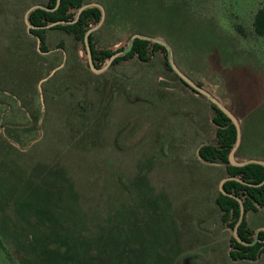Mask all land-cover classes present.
Here are the masks:
<instances>
[{"label": "rangeland", "instance_id": "obj_1", "mask_svg": "<svg viewBox=\"0 0 264 264\" xmlns=\"http://www.w3.org/2000/svg\"><path fill=\"white\" fill-rule=\"evenodd\" d=\"M5 1L0 264H136L135 254L141 264H264V257L249 263L226 253L214 205L223 168L202 165L195 152L216 142V110L201 94L187 107L195 92L167 69L168 52L150 49L149 61L134 57L95 73L85 44L61 29L48 28L46 45L63 48L40 52L27 35V7ZM99 1L109 12L95 31L98 50L126 48L135 33L161 37L185 74L240 122L250 116L264 129V35L254 27L264 0ZM25 39L40 54L35 85ZM30 84L36 100L25 104ZM189 117L197 118L192 125ZM198 128L202 137L194 139ZM98 216L110 228L101 247L93 244L103 233L93 232ZM251 217L264 218V210Z\"/></svg>", "mask_w": 264, "mask_h": 264}, {"label": "trees", "instance_id": "obj_2", "mask_svg": "<svg viewBox=\"0 0 264 264\" xmlns=\"http://www.w3.org/2000/svg\"><path fill=\"white\" fill-rule=\"evenodd\" d=\"M56 2L57 0H49L46 5L48 9L37 8L33 10L29 15V21L33 27L30 29V32H27V35L39 37L41 39L40 48L42 51H48V47L46 45L48 30L46 26L48 24L57 21H65V24H57L52 26L51 28L62 29L69 34H72L75 39L83 42L85 33L91 27V23L93 21L94 23H98L102 16L100 8L91 7L85 9L81 13L77 21L70 22L75 20L78 9L83 5V0H61L60 6L56 10H52V8L55 7ZM254 27L258 35H264V6L261 7L255 15ZM21 37L24 38L22 34ZM89 41L93 53V58L97 67H101L102 65L99 62H104L106 59H110L115 53L122 50H98L95 43V32L90 35ZM58 47H63V44ZM150 49L153 51L163 50L167 52V49L160 43L152 42L147 39L137 38L132 49L124 55L117 56L112 61V65L134 57H137L140 61H149L151 59ZM24 50L29 51L30 57H32L33 65L31 66V72L34 73L32 75V82L35 85V78L42 73V71L36 73L37 68L41 69L40 64H38L36 61L39 59L40 54L35 51L34 46L29 43L27 39H25ZM166 66L167 69L173 71L168 60L166 61ZM29 79H25L21 86H26V84L29 82ZM33 84H30L31 89ZM26 87L29 88V86ZM1 88L8 89L11 93L15 94V92H13L10 88H7L6 85H2ZM35 95V89H32L31 93H28L23 89L21 97L25 100L21 99L20 96H17L21 101H24L25 104H28L29 99L30 101L36 100V98H34ZM31 104L34 105L35 103L31 102ZM212 106L216 110V115L213 117V122L217 127L216 142L206 143L202 145L199 149L200 157L206 161L223 163L226 166L228 176L240 177L242 180L254 184L260 183L264 179L263 165L250 163L244 166H236L229 161V153L232 150L237 139V129L232 120L221 109H219L215 104H212ZM223 188L225 192L221 191L219 193L217 197V205L222 213V221L232 229H234L240 215V203L235 197L231 196L230 194H236L241 197L243 195L246 196L244 198L246 213L249 210H259L260 208L264 207V184L261 186H249L248 184H244L237 180H227L223 184ZM246 213L238 229L239 236L246 243L238 241L234 236H232L231 238L232 249L230 251V256L235 260H255L264 252V230L258 232V240L255 243H252L255 240V233L248 226ZM96 220H98V225L96 223ZM96 220L95 222L93 220V232H95V230L99 233L103 232L100 236L93 237V244H95V247H99L101 243H103V240L109 238L108 236L105 237V234H110V232L105 231H109L110 228H106V226H109V224H102V222L104 221L108 222L106 216L102 219H99L98 216ZM62 228L63 230H70V226H62ZM113 229H117V227L114 226ZM99 241H101V243H99ZM116 242L117 239L114 243ZM136 256L140 260L138 261V259L135 258L136 264H141L144 262L141 254H135V257Z\"/></svg>", "mask_w": 264, "mask_h": 264}, {"label": "water", "instance_id": "obj_3", "mask_svg": "<svg viewBox=\"0 0 264 264\" xmlns=\"http://www.w3.org/2000/svg\"><path fill=\"white\" fill-rule=\"evenodd\" d=\"M60 3H61V0H57L56 2V5L55 7L52 8V10H56L59 6H60ZM91 7H98L100 8L101 12H102V16H101V19L100 21L98 22L97 25L95 26H92L90 27L86 33H85V36H84V44H85V47H86V50H87V55H88V62H89V66L91 68V70L95 73H102L104 71H106V69L111 65L112 61L117 57V56H121V55H124L126 54L127 52H129L133 45H134V42L137 38H142V39H147V40H150L152 42H157V43H160L161 45L165 46L166 49H167V52H168V60H169V64L170 66L173 68V70L178 74V76L184 81L186 82L189 86H191V88H193L194 90H196L197 92L205 95L206 97L209 98V100L215 104L219 109H221L233 122V124L236 126V129H237V139H236V142L232 148V150L230 151L229 153V161L236 165V166H244V165H247V164H250V163H257V164H261L264 166V160L263 159H256V158H252V159H249V160H244V161H239L236 159V151L240 145V142H241V125H240V120L239 118L233 113V111L228 108L225 104H223L218 98H216L211 92H209L208 90H206L204 87H202L201 85H199L198 83H196L193 79H191L189 76H187L179 67L178 65L176 64L175 62V59L173 57V54H172V49H171V46L169 44V42L161 37H156V36H149V35H145V34H141V33H135L132 35L131 37V40H130V43L129 45L118 51L117 53H115L108 61V63L103 66V67H97L96 64H95V61H94V58H93V53H92V50H91V45H90V41H89V37L90 35L98 30L104 23L105 21V17H106V10H105V7L98 3V2H93V3H86V4H83L79 9H78V12H77V16L75 18L74 21H70V22H75L78 20V18L80 17L81 13L87 9V8H91ZM37 8H43V9H48L46 6L44 5H39V4H36V5H33L31 6L26 14H25V21H26V24H27V31L30 32V29L33 27L29 21V15L30 13L37 9ZM66 22L65 21H57V22H53V23H50L48 24L46 27H52L54 25H57V24H65ZM37 40H38V44H39V51L40 52H43L41 50V39L39 37H36ZM59 67L55 68L51 74L49 76H51ZM48 77H45L41 80V82L47 80ZM227 180H237V181H240L244 184H248L249 186H261L264 184V179L260 182V183H257V184H254V183H251V182H248V181H244L242 180L241 178L239 177H234V176H227L224 178V180L222 181L221 183V190L222 192H225L224 191V188H223V184L227 181ZM231 196L235 197L239 203H240V215H239V218L235 224V227H234V237L240 241V242H243V243H246L244 242L241 237L239 236L238 234V229H239V226L240 224L242 223L243 219H244V216H245V212H246V209H245V204H244V200L236 195V194H230ZM261 229L257 230V233H256V236L258 234V232L260 231ZM257 241V238H255V240L252 242V243H255Z\"/></svg>", "mask_w": 264, "mask_h": 264}, {"label": "crops", "instance_id": "obj_4", "mask_svg": "<svg viewBox=\"0 0 264 264\" xmlns=\"http://www.w3.org/2000/svg\"><path fill=\"white\" fill-rule=\"evenodd\" d=\"M6 2H9V3H12V2L14 3L15 2L16 4H18L20 2V3H22L23 5H25L27 7V10L31 6H33V5L39 4V5L46 6V4L48 3L47 2L45 4V0H7L4 3H6ZM93 2H98V3H100V4L103 5V3L101 1H99V0H83V4L93 3ZM2 6L5 9H11V10H13V9L16 8V7L15 8H11V7H8L7 8V5H2ZM105 10H106V8H105ZM107 10H109V9H107ZM107 10H106V12L108 13L109 11H107ZM16 12H17V8H16ZM50 29L51 30H54L52 28H50ZM58 48H60V47H58ZM58 48L51 49V50H48V51H44L42 53H45V54H48L49 53L51 55V53L52 52H55V50H58ZM63 50H64V54H65L64 55V59H66L67 54L65 52V49H63ZM173 91H174V89H173ZM174 92H176V91H174ZM192 93L193 92H189V94H188L189 95V98L191 100H188L189 98L188 99L185 98L186 99V103H187V107L189 109H190V106L188 105L189 104L188 103L189 101L198 102V100H196V99H198V94H196V93L195 94L194 93L192 94ZM181 95H183V94L181 93ZM181 95L179 93V94L175 95L174 97H180ZM182 97H184V96H182ZM191 109L193 110V107ZM192 110H191V113H192ZM194 118H196V117H189L188 118V121H189V123L191 125L193 124V121H195V120H193ZM240 123H241L240 124L241 125V142H240V145H239V147H238V149L236 151V159L239 160V161L249 160V159H252V158L263 159L264 160V129L262 127H260V125H262V122L260 120H258V119H254V118H252L250 116H247L245 122L244 123L243 122H240ZM202 132H203V130L201 128H198L195 131V133H194V136H195L194 139H196V138L199 139L200 136L202 137V135H200V134H202ZM204 144H206V143H201L199 145V147H197V150L195 151L197 153L196 155L198 156L197 157V161L199 163H201L202 165H204V166H217V167H222L223 168V170H222V176L220 177V179L218 181V184L220 186V187H218L219 188L218 189L219 192H218V194L216 196H214L215 197L214 198V205H215V207L217 209V217H218V219H220V223H219L220 224V227L223 228L224 232L226 233V242H227V246H228L227 249H226V253H227V255H230V251H231V238L233 236V232H230V230H229L230 227L222 221V213H221V211H220V209H219V207L217 205V197H218L219 193L222 191L221 190V183L224 180V178L228 176V173H227L226 166L223 163H221V162H210V161H206V160H204V159H202L200 157V155H199V149ZM224 170H225V173H224ZM263 210H264V207L260 208L259 210H249L246 213V220H247L248 226L250 227L251 230L254 231V233L257 230H259V229L264 230V218H260V219L255 220V219H253V217H251V214H253V213L254 214H257V213H260ZM210 216H211V213H210ZM210 216H209L208 219H206L209 222L211 221ZM198 220H200V218H198ZM209 222H208L207 226L208 227L209 226L211 227V225H210ZM200 227L202 228L203 225L200 224L199 225V229H200ZM163 246L166 249L168 248L167 245H163ZM175 253L176 254H179V251H176ZM263 257H264V252L257 259H255V260H243V261L249 262V263H252V262L253 263H256L257 261H259ZM233 260H235V259H233ZM238 260H240V259H237L235 261H238ZM171 262L167 261L166 264H171Z\"/></svg>", "mask_w": 264, "mask_h": 264}, {"label": "flooded vegetation", "instance_id": "obj_5", "mask_svg": "<svg viewBox=\"0 0 264 264\" xmlns=\"http://www.w3.org/2000/svg\"><path fill=\"white\" fill-rule=\"evenodd\" d=\"M77 16V15H76ZM48 28H51V27H48ZM95 32V31H94ZM84 42V41H83ZM165 47V46H164ZM166 48V47H165ZM124 49V48H123ZM44 52V51H43ZM107 60V59H106ZM105 60V61H106ZM168 62H169V60H168ZM108 63V62H107ZM106 63V64H107ZM105 64V65H106ZM112 64V63H111ZM177 64V63H176ZM104 65V66H105ZM103 67V66H102ZM179 67V66H178ZM173 69V68H172ZM174 71V70H173ZM105 72V71H104ZM175 72V71H174ZM103 73V72H102ZM176 73V72H175ZM177 74V73H176ZM178 75V74H177ZM187 75V74H186ZM188 76V75H187ZM179 77V76H178ZM180 78V77H179ZM191 78V77H190ZM181 79V78H180ZM192 79V78H191ZM182 80V79H181ZM183 81V80H182ZM184 82V81H183ZM197 83V82H196ZM185 84H187L186 82H185ZM199 84V83H198ZM200 85V84H199ZM187 86L188 87H190V89L192 90V91H194L196 94H201V93H199V92H197L196 90H194L193 88H191V86H189L188 84H187ZM202 86V85H201ZM203 87V86H202ZM207 90V89H206ZM210 92V91H209ZM201 95H203V94H201ZM205 96V95H204ZM208 98V97H207ZM209 99V98H208ZM212 103V102H211ZM213 104V103H212ZM240 178V177H239ZM241 197V196H240ZM246 196L245 195H243L241 198L244 200V198H245ZM246 213V212H245ZM231 228V227H230ZM261 231V230H260ZM232 232H233V236H234V229H232ZM256 233H257V231L255 232V238H257V236H256ZM258 240V239H257ZM231 249H232V247H231Z\"/></svg>", "mask_w": 264, "mask_h": 264}]
</instances>
